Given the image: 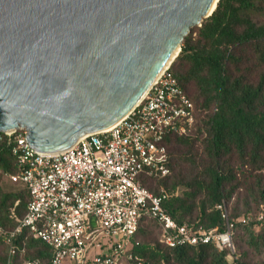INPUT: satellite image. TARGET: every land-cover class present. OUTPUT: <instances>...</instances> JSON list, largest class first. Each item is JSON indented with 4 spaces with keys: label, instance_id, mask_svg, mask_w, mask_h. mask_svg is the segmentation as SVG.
I'll return each instance as SVG.
<instances>
[{
    "label": "trees",
    "instance_id": "1",
    "mask_svg": "<svg viewBox=\"0 0 264 264\" xmlns=\"http://www.w3.org/2000/svg\"><path fill=\"white\" fill-rule=\"evenodd\" d=\"M169 72L193 106V123L186 135L165 140L168 175L140 181L153 196L165 194L163 211L195 232H224L217 210L224 203L236 259L229 263L213 245L170 249L149 239L151 222L139 227L132 251L144 264H264V0H219L183 40ZM11 149L1 134L0 232L16 227L11 210L21 219L28 202L24 186L4 184L17 172ZM50 257L28 231L11 247L0 238V264H50Z\"/></svg>",
    "mask_w": 264,
    "mask_h": 264
},
{
    "label": "water",
    "instance_id": "2",
    "mask_svg": "<svg viewBox=\"0 0 264 264\" xmlns=\"http://www.w3.org/2000/svg\"><path fill=\"white\" fill-rule=\"evenodd\" d=\"M215 0H0V135L60 153L127 115Z\"/></svg>",
    "mask_w": 264,
    "mask_h": 264
},
{
    "label": "built area",
    "instance_id": "3",
    "mask_svg": "<svg viewBox=\"0 0 264 264\" xmlns=\"http://www.w3.org/2000/svg\"><path fill=\"white\" fill-rule=\"evenodd\" d=\"M192 123L193 106L167 68L114 128L85 135L60 153L34 152L23 130L3 134L17 163L16 174L8 179L24 186L28 202L21 219L11 210L17 225L0 232L1 240L11 247L28 231L50 248V264H144L132 251L133 238L140 226L151 222L160 244L170 249L213 245L232 263L233 226L224 203L217 210L226 230L195 232L163 211L165 194L153 196L140 181L168 175L165 140L186 135ZM250 220L246 216L239 222ZM9 255L14 257L13 248Z\"/></svg>",
    "mask_w": 264,
    "mask_h": 264
},
{
    "label": "rangeland",
    "instance_id": "4",
    "mask_svg": "<svg viewBox=\"0 0 264 264\" xmlns=\"http://www.w3.org/2000/svg\"><path fill=\"white\" fill-rule=\"evenodd\" d=\"M4 184L6 186L10 185L13 188H19L18 183L12 182L11 180H8V179L4 180ZM146 225H143V226L145 227ZM147 226L149 227V230H148V232H149L148 235H150L149 239H154V240L157 239L158 240L159 239V231H158V229L155 226L151 225L150 223H148Z\"/></svg>",
    "mask_w": 264,
    "mask_h": 264
},
{
    "label": "bare ground",
    "instance_id": "5",
    "mask_svg": "<svg viewBox=\"0 0 264 264\" xmlns=\"http://www.w3.org/2000/svg\"><path fill=\"white\" fill-rule=\"evenodd\" d=\"M216 2H217V0L214 1V3H213V5L211 6V9H210L209 12L207 13V15L213 10V8H214ZM167 68H169V67H166L165 69H163V71H165ZM163 71H162V72H163ZM162 72H161V73H162ZM161 73H160V74H161ZM128 114H129V113H128ZM128 114H127V115H128ZM127 115H125L124 117H122L119 121H117V122H116L115 124H113L112 126L106 128V129H104L103 131H109V130H111V129L114 128L117 124H119L123 119H125V118L127 117ZM56 154H57V153H56Z\"/></svg>",
    "mask_w": 264,
    "mask_h": 264
}]
</instances>
